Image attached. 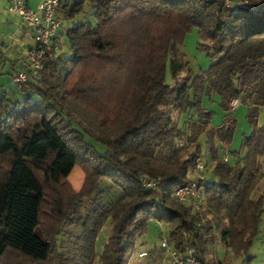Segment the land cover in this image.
I'll list each match as a JSON object with an SVG mask.
<instances>
[{"label": "trees", "instance_id": "obj_1", "mask_svg": "<svg viewBox=\"0 0 264 264\" xmlns=\"http://www.w3.org/2000/svg\"><path fill=\"white\" fill-rule=\"evenodd\" d=\"M248 2L62 5L71 54L46 57L37 78L16 83L13 97L5 91L0 98V264L67 261L56 241L68 218L81 224L82 255L100 264H130L152 220L169 227L174 247H195L202 264H219L215 257L207 259L213 255L209 247L218 244L237 256L248 253L264 211V191L253 195L264 157V121L255 123L264 106V0ZM87 4L90 13L83 19ZM195 27L198 48L212 60L197 74L179 48ZM214 95L224 103L243 97L257 108L249 115L254 128L241 149H230L233 163L219 153L216 139L230 142L234 122L212 127L214 112L205 101ZM188 109L200 117L193 147L177 146L183 131L175 114ZM164 149L173 153L169 161L159 156ZM198 156L212 163L200 183L199 210L173 196L191 181ZM76 167L85 175L79 191L69 181ZM106 182L119 191L117 199L74 217L84 197L102 193ZM108 220V238L97 253L96 239Z\"/></svg>", "mask_w": 264, "mask_h": 264}, {"label": "rangeland", "instance_id": "obj_2", "mask_svg": "<svg viewBox=\"0 0 264 264\" xmlns=\"http://www.w3.org/2000/svg\"><path fill=\"white\" fill-rule=\"evenodd\" d=\"M37 2L38 0H30V4L34 7ZM90 9L91 6L87 4L85 7V13H82L79 17L89 16ZM83 19H85V17H83ZM17 23L26 31L29 29V27L22 24L19 19ZM63 40L64 44H66L65 41H67V38L64 37ZM198 41V28L195 27L192 31L188 32L185 35L183 42L179 46V48L185 53L186 60L189 61L190 68L193 74L200 73L201 71L207 69L212 62L211 58L206 54V52L198 48ZM9 69L11 70L10 64L7 65V71H5L3 74H0V85H3L0 87V98L5 91L9 92V97H13L14 94V92H12V87L15 88L16 83L13 81V75L9 72ZM167 81L169 83L172 82L169 64L167 70ZM232 101L233 100L224 103V99L218 95H214L212 97V100L206 99L205 101V106L214 112L211 118L212 127L217 129L224 123L226 124V126H229L234 122V128L230 142L228 140L224 141L216 139V145L219 148V153L228 154V162L231 163L234 162V158H232L230 149L233 151L241 149L243 138L246 135H249L254 128V124L251 123L249 115L252 111L257 109L252 102L247 101L242 97L239 98L240 103L238 104L236 109L233 110L231 107ZM175 118L178 121L179 127L183 131V136L177 137L175 139L176 145H189L193 147V145H191V138L194 137L195 133L197 132L195 131L193 126L200 122V117L194 109H188L185 113H176ZM263 121L264 106L258 109L255 123L257 126H261L263 124ZM198 139L205 147V135H199ZM97 145L100 149L103 148L102 145H99V143H97ZM159 156L162 160L169 161L170 158H173V153L169 149H164L162 153L159 154ZM203 159L206 164L207 174H209L208 172L212 167L211 160L208 156L203 157ZM261 160L263 174L254 189V196H258L264 191V157H262ZM84 180L85 175L83 170L78 167L74 168L69 176V181L77 191L81 190ZM109 185L110 183L107 182L101 185L100 190H103L102 193H95L90 197L85 196L84 201L82 202L79 210L74 214V217L79 218L84 216L87 212L92 210L96 204H102L104 207H109L110 204L113 203L119 195V191L117 189L109 188ZM109 230L110 221L108 220L104 222L101 230L98 233L95 244V250L97 251V253L102 252L103 245L108 238ZM81 233L82 227L81 224L77 222V220L73 222V220H70L68 218L65 221L56 241L58 250L62 251L64 255L68 257V260L64 261L62 264H100L97 258L92 259L90 255H82L81 250L83 241L79 238V235ZM168 235L169 227L166 224L156 220H152L150 222L148 231L138 238L135 250L132 253L130 264H168L167 256L163 248L161 247L162 240L165 238L167 239ZM142 250H147L148 255L144 257H138V253ZM209 251L213 252V255L209 254L207 256V259L215 257V259L219 261V264H264V211L262 213V221L260 224L259 233L253 240L252 246L250 247L246 255H234L232 252L228 251V249L223 244L210 246ZM45 264L61 263H59L56 258H53L51 259L50 263Z\"/></svg>", "mask_w": 264, "mask_h": 264}, {"label": "built area", "instance_id": "obj_3", "mask_svg": "<svg viewBox=\"0 0 264 264\" xmlns=\"http://www.w3.org/2000/svg\"><path fill=\"white\" fill-rule=\"evenodd\" d=\"M72 0H39L36 8L29 4V0H9V10L18 14L23 24L29 27L34 33L36 45L27 50L26 59L22 61V68L14 76L15 83H23L31 78H37L43 69V60L61 51V44L58 35L66 25L62 16L61 7ZM227 6L248 5V0H222ZM240 103L239 98L232 101V109L235 110ZM228 149V148H227ZM224 159H229L225 154ZM207 178L206 164L202 156L196 157L192 179L189 183L177 188L173 196L180 202L192 206L194 209H201L204 203V191L200 185ZM150 187L156 183L145 180ZM170 264H202L198 258L195 247H186L184 250L174 247L168 239L161 242ZM148 254L146 250L138 253V257Z\"/></svg>", "mask_w": 264, "mask_h": 264}, {"label": "crops", "instance_id": "obj_4", "mask_svg": "<svg viewBox=\"0 0 264 264\" xmlns=\"http://www.w3.org/2000/svg\"><path fill=\"white\" fill-rule=\"evenodd\" d=\"M38 3L39 0L34 7L29 0L33 8H36ZM18 19L23 24L20 16L9 10V0H0V74L7 71V65L10 64L9 72L13 75V81L16 72L22 68V61L26 59L27 50L36 45L33 31L29 28L27 32L20 27L17 23ZM64 37H66L65 27L59 33L58 41L62 46L60 54L69 56L71 52L67 41L64 44Z\"/></svg>", "mask_w": 264, "mask_h": 264}]
</instances>
